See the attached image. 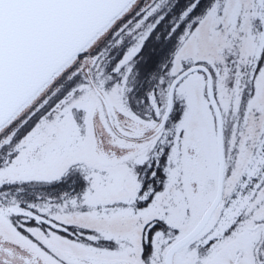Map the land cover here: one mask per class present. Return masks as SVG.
I'll list each match as a JSON object with an SVG mask.
<instances>
[{
  "label": "snow or ice",
  "instance_id": "snow-or-ice-1",
  "mask_svg": "<svg viewBox=\"0 0 264 264\" xmlns=\"http://www.w3.org/2000/svg\"><path fill=\"white\" fill-rule=\"evenodd\" d=\"M0 264H264V0H0Z\"/></svg>",
  "mask_w": 264,
  "mask_h": 264
}]
</instances>
